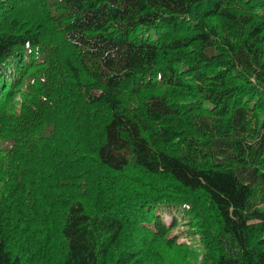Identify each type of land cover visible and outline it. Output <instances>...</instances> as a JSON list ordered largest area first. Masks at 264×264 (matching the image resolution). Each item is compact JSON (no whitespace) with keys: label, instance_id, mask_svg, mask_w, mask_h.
Returning a JSON list of instances; mask_svg holds the SVG:
<instances>
[{"label":"trees","instance_id":"obj_1","mask_svg":"<svg viewBox=\"0 0 264 264\" xmlns=\"http://www.w3.org/2000/svg\"><path fill=\"white\" fill-rule=\"evenodd\" d=\"M0 264H264V0H0Z\"/></svg>","mask_w":264,"mask_h":264},{"label":"rangeland","instance_id":"obj_2","mask_svg":"<svg viewBox=\"0 0 264 264\" xmlns=\"http://www.w3.org/2000/svg\"><path fill=\"white\" fill-rule=\"evenodd\" d=\"M165 212L166 211H163L161 214L164 216V219L169 220L170 219L169 215L165 216V214H166ZM169 214H171V213H169ZM175 214H176V225L172 229V234L177 236V241H178V239H179V241L180 240H186L185 242L188 245H191L190 242H192V239L187 240L186 238L182 237L184 234L183 232L186 229V227L183 226V223L186 222V220H187L185 218L186 215H183L184 214L183 211H175ZM171 217L173 218V217H175V215L171 214Z\"/></svg>","mask_w":264,"mask_h":264},{"label":"bare ground","instance_id":"obj_3","mask_svg":"<svg viewBox=\"0 0 264 264\" xmlns=\"http://www.w3.org/2000/svg\"><path fill=\"white\" fill-rule=\"evenodd\" d=\"M165 216H167V215H165ZM169 218H171V216H169ZM166 220V219H165Z\"/></svg>","mask_w":264,"mask_h":264}]
</instances>
